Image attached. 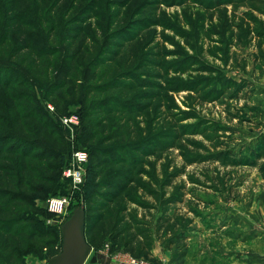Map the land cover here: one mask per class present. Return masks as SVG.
<instances>
[{
	"label": "rangeland",
	"instance_id": "obj_1",
	"mask_svg": "<svg viewBox=\"0 0 264 264\" xmlns=\"http://www.w3.org/2000/svg\"><path fill=\"white\" fill-rule=\"evenodd\" d=\"M4 66L30 77L72 152L89 156L80 137L94 101L105 103L104 113L88 119L98 125L90 131L100 149L120 154L121 145L169 133L161 140L167 146L159 139L141 146L150 152L155 145L150 158L124 152L138 163L137 176L117 207L147 247L144 264L255 263V238L264 234V0H0ZM63 81L59 91L75 99L61 115L46 95ZM112 100L145 106L139 114H127L129 106L107 114ZM67 116L79 126L64 127ZM115 133L123 140H113ZM113 169L99 167L102 178ZM57 183L35 204L46 213L49 199H68L64 215H37L62 233L84 199L62 173ZM110 249L92 250L85 264H110L117 255L128 264V254ZM44 255L19 264H49Z\"/></svg>",
	"mask_w": 264,
	"mask_h": 264
},
{
	"label": "trees",
	"instance_id": "obj_2",
	"mask_svg": "<svg viewBox=\"0 0 264 264\" xmlns=\"http://www.w3.org/2000/svg\"><path fill=\"white\" fill-rule=\"evenodd\" d=\"M13 20L16 21L17 18ZM0 70H4L0 72L4 74L3 80L0 75V264H19L25 255L41 257L44 252L46 253L44 259L50 260L62 253V233L60 228L59 231L57 227L47 228L39 220L38 214L43 213V216L50 214L36 207L35 200L45 196L52 189L57 191V180L61 171L69 164L71 147L61 127L50 119L39 102L30 77L8 66ZM8 71H13L17 75L13 77L12 74H7ZM60 84L48 88L46 97L51 99L62 115L65 113L66 102H73L75 97L70 94L66 100L65 94L59 91L66 82ZM111 85L100 86L95 90L99 91L103 87L105 90ZM123 88L126 91L125 85ZM86 94L77 95L78 98L81 97V104L85 103ZM145 94L144 97L149 96ZM95 102L90 108L85 109L87 115L80 137L81 143L90 148L85 183L81 188L86 240L94 251L103 250L105 245L110 243L112 254L122 251L131 258L148 261L150 258L147 247L139 245L138 237L130 233L132 220L128 224L124 219L123 209L117 207L118 201L126 198V192L131 190L137 176L134 170L137 169L138 163L134 164V158L129 162L130 159L124 152L130 150L135 155L139 153L136 156L140 157L141 161L150 158L153 156L150 154L156 152L155 145L150 152L148 151L149 153L143 152L145 148L141 146L150 145L149 142L154 139H159L158 142L167 146V141L161 140L168 139L169 137L165 136L169 133L151 135L129 147L121 145L119 150H114L120 151V154L113 153L109 148L100 149L92 144L95 141L94 134L97 133L92 134L90 131L93 127L98 128V125L88 119L94 110L97 113H104L102 107L105 103ZM137 102L112 100L108 106L114 108L105 112L107 114L114 111L122 112V107L129 106L127 114L132 112L139 114L145 105L140 103L141 100ZM115 134L113 140H123V134ZM128 135L130 136L128 140L135 139L133 132H129ZM172 138L170 139L173 140ZM107 142H110L109 139L100 141ZM99 167L103 170L113 167L118 169L115 171L113 169L112 172L115 174L106 180L102 178L104 173L99 171ZM66 183L71 186L68 181ZM62 190L66 191L67 188Z\"/></svg>",
	"mask_w": 264,
	"mask_h": 264
},
{
	"label": "built area",
	"instance_id": "obj_3",
	"mask_svg": "<svg viewBox=\"0 0 264 264\" xmlns=\"http://www.w3.org/2000/svg\"><path fill=\"white\" fill-rule=\"evenodd\" d=\"M47 110L53 113L54 109L51 106L46 107ZM62 125L68 129L79 126L77 117L67 116L60 119ZM88 162V155L82 150H75L70 155V161L62 171V178L68 181L73 189H81L85 182V171L83 167ZM69 204L66 198H51L46 202V210L48 213L59 217L65 214ZM129 264H144V261L139 259L129 258Z\"/></svg>",
	"mask_w": 264,
	"mask_h": 264
},
{
	"label": "water",
	"instance_id": "obj_4",
	"mask_svg": "<svg viewBox=\"0 0 264 264\" xmlns=\"http://www.w3.org/2000/svg\"><path fill=\"white\" fill-rule=\"evenodd\" d=\"M74 215L71 226L67 230L62 228V253L48 260L49 264H85L90 255L92 248L85 236L84 210H78Z\"/></svg>",
	"mask_w": 264,
	"mask_h": 264
},
{
	"label": "crops",
	"instance_id": "obj_5",
	"mask_svg": "<svg viewBox=\"0 0 264 264\" xmlns=\"http://www.w3.org/2000/svg\"><path fill=\"white\" fill-rule=\"evenodd\" d=\"M255 242H257V243L255 244V249H254L255 253H253V256L256 259H255V263H252V264H264V234L257 236L255 238ZM123 257L125 258L126 256L124 255ZM123 257L121 258V256H118V255L113 257L111 259L110 264H124V263H126L125 261H123ZM125 260H126V258H125Z\"/></svg>",
	"mask_w": 264,
	"mask_h": 264
}]
</instances>
